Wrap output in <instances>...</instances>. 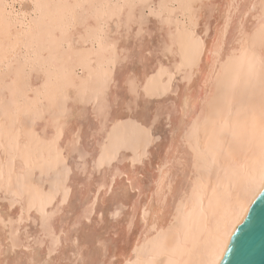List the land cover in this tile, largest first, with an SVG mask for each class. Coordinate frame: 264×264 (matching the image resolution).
<instances>
[{"label": "snow or ice", "instance_id": "snow-or-ice-1", "mask_svg": "<svg viewBox=\"0 0 264 264\" xmlns=\"http://www.w3.org/2000/svg\"><path fill=\"white\" fill-rule=\"evenodd\" d=\"M264 198V0H0V264H223Z\"/></svg>", "mask_w": 264, "mask_h": 264}, {"label": "water", "instance_id": "water-1", "mask_svg": "<svg viewBox=\"0 0 264 264\" xmlns=\"http://www.w3.org/2000/svg\"><path fill=\"white\" fill-rule=\"evenodd\" d=\"M223 264H264V198L252 205Z\"/></svg>", "mask_w": 264, "mask_h": 264}, {"label": "bare ground", "instance_id": "bare-ground-1", "mask_svg": "<svg viewBox=\"0 0 264 264\" xmlns=\"http://www.w3.org/2000/svg\"><path fill=\"white\" fill-rule=\"evenodd\" d=\"M225 258V257H224Z\"/></svg>", "mask_w": 264, "mask_h": 264}]
</instances>
